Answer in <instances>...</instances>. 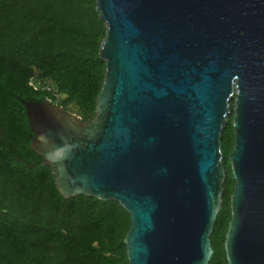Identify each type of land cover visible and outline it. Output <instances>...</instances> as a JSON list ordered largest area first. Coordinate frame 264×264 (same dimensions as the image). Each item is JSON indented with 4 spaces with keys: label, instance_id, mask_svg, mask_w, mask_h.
Wrapping results in <instances>:
<instances>
[{
    "label": "water",
    "instance_id": "water-1",
    "mask_svg": "<svg viewBox=\"0 0 264 264\" xmlns=\"http://www.w3.org/2000/svg\"><path fill=\"white\" fill-rule=\"evenodd\" d=\"M105 79L83 121L24 102L64 198L116 201L129 264H209L235 97L228 264H264V0H96Z\"/></svg>",
    "mask_w": 264,
    "mask_h": 264
},
{
    "label": "trees",
    "instance_id": "trees-1",
    "mask_svg": "<svg viewBox=\"0 0 264 264\" xmlns=\"http://www.w3.org/2000/svg\"><path fill=\"white\" fill-rule=\"evenodd\" d=\"M96 0H0V264H129L131 217L116 201L58 190L52 169L31 148L24 102L51 103L83 121L96 115L106 64V25ZM221 139L226 180L209 264H228L225 237L236 181L235 97Z\"/></svg>",
    "mask_w": 264,
    "mask_h": 264
},
{
    "label": "rangeland",
    "instance_id": "rangeland-1",
    "mask_svg": "<svg viewBox=\"0 0 264 264\" xmlns=\"http://www.w3.org/2000/svg\"><path fill=\"white\" fill-rule=\"evenodd\" d=\"M233 99H234V98H233ZM233 99H232V100H233ZM232 100H231V101H232ZM69 109H70V112H71V113H74V114L78 115V114H77V111H76V109H75L74 107L70 106Z\"/></svg>",
    "mask_w": 264,
    "mask_h": 264
}]
</instances>
